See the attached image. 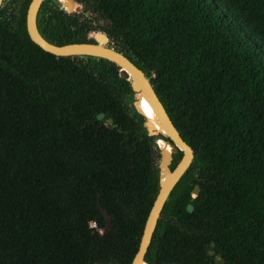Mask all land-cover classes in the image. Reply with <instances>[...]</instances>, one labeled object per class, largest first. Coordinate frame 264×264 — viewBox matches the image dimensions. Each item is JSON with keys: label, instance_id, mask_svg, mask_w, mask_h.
<instances>
[{"label": "trees", "instance_id": "16d2710c", "mask_svg": "<svg viewBox=\"0 0 264 264\" xmlns=\"http://www.w3.org/2000/svg\"><path fill=\"white\" fill-rule=\"evenodd\" d=\"M80 1L98 17L45 0L39 33L57 45L106 33L194 152L145 262L210 264L211 249L264 264V0ZM29 2L0 5V264H131L159 188L154 150L169 138L148 133L115 63L35 44Z\"/></svg>", "mask_w": 264, "mask_h": 264}, {"label": "water", "instance_id": "95a60500", "mask_svg": "<svg viewBox=\"0 0 264 264\" xmlns=\"http://www.w3.org/2000/svg\"><path fill=\"white\" fill-rule=\"evenodd\" d=\"M43 0H31L28 4L25 16V25L28 36L43 50L58 56H75L88 55L107 59L115 63L119 67V75L122 78L130 79V85L134 94V106L136 110L143 114L146 118L144 123L150 135L159 133L169 138V141H163L160 149L159 168V188L155 199L150 207L147 218L145 220L142 234L139 240L138 249L131 261V264H147L144 256L151 242L161 210L170 192L190 166L194 152L192 147L182 138L181 134L173 124L164 105L159 99L153 85L146 77L145 73L136 66L122 52L109 46V39L103 31L90 30L89 38L92 42H73L63 45H57L46 40L38 31L36 26L37 11ZM2 0H0L1 5ZM62 5L67 12L79 11L80 6L75 5L73 0H62ZM145 100L152 108L153 113L158 119L160 127H157L141 107L142 101ZM103 113L97 115V119H102ZM169 146L167 149L166 147ZM181 151L182 156L173 169L170 165L173 161V154ZM199 193L198 185L192 190V194L196 196ZM193 206L187 204V210L192 211ZM211 253V251H209Z\"/></svg>", "mask_w": 264, "mask_h": 264}, {"label": "flooded vegetation", "instance_id": "af4514ba", "mask_svg": "<svg viewBox=\"0 0 264 264\" xmlns=\"http://www.w3.org/2000/svg\"><path fill=\"white\" fill-rule=\"evenodd\" d=\"M4 0H2L3 2ZM31 1V0H30ZM45 0L42 1V3L44 2ZM74 1V4L75 5H78L81 7V9L79 11H72V12H67L65 7L62 5V0H50L51 3H54V5L58 6L60 5L61 8H64L65 11H66V14L68 15H71V16H74V17H77L78 20H81L83 22L86 21V23H88L89 19L91 17H98V14L97 13H94L92 12V8L90 6L89 3H86V2H82L80 0H73ZM1 2V4H2ZM41 3V4H42ZM29 4V3H28ZM41 6V5H40ZM28 7V6H27ZM40 8V7H39ZM90 9V11H89ZM27 10V9H26ZM39 10V9H38ZM37 14H38V11H37ZM37 16V15H36ZM98 19H101V18H98ZM97 19V20H98ZM103 22V20H102ZM93 23H95L93 21ZM209 251H211V253H209ZM208 254L211 256V262L210 264H225L224 260L219 256L218 253H215L213 250L211 249H208Z\"/></svg>", "mask_w": 264, "mask_h": 264}, {"label": "bare ground", "instance_id": "6f19581e", "mask_svg": "<svg viewBox=\"0 0 264 264\" xmlns=\"http://www.w3.org/2000/svg\"><path fill=\"white\" fill-rule=\"evenodd\" d=\"M141 107L143 111L147 114L151 122H153L157 127H160L156 115L153 113L151 106L145 100L142 101ZM166 148L168 149L169 146H167Z\"/></svg>", "mask_w": 264, "mask_h": 264}, {"label": "rangeland", "instance_id": "374dc122", "mask_svg": "<svg viewBox=\"0 0 264 264\" xmlns=\"http://www.w3.org/2000/svg\"><path fill=\"white\" fill-rule=\"evenodd\" d=\"M89 11H90V9H89ZM94 22H95L94 24L97 26L103 23L102 19L94 20ZM98 31H100V30H98ZM163 141L164 140L158 139V141H157V143H158L157 148L158 149L154 150V158H155V161H157V163H159V160H160V149L162 148ZM192 195L194 196V194H192Z\"/></svg>", "mask_w": 264, "mask_h": 264}]
</instances>
